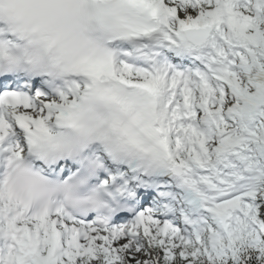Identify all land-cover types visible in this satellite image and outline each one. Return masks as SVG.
<instances>
[{
  "label": "snow or ice",
  "instance_id": "1",
  "mask_svg": "<svg viewBox=\"0 0 264 264\" xmlns=\"http://www.w3.org/2000/svg\"><path fill=\"white\" fill-rule=\"evenodd\" d=\"M0 264H264V0H0Z\"/></svg>",
  "mask_w": 264,
  "mask_h": 264
}]
</instances>
